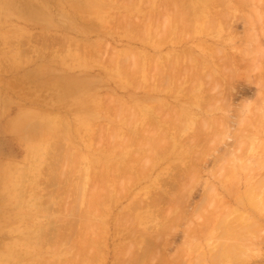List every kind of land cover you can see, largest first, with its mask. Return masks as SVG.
Segmentation results:
<instances>
[{"label": "rangeland", "instance_id": "374dc122", "mask_svg": "<svg viewBox=\"0 0 264 264\" xmlns=\"http://www.w3.org/2000/svg\"><path fill=\"white\" fill-rule=\"evenodd\" d=\"M45 1H47L49 4H47V2ZM155 1L156 0L154 1L153 0H49V1L48 0H0V170L1 171L3 170L2 172L0 171V264H64V263L65 264H70V263L129 264L131 262H133V264H142L144 261L145 263L147 262L146 264H151V263L161 264L162 262L164 264H171V263L190 264V262L193 264L195 262L194 264H196L198 262V259L195 258V256L198 257V255L205 250L207 251L204 252L207 253L206 256L207 258L204 256V259L206 258L208 262L206 263L205 261V263L215 264V261H213L214 262L213 263L210 259L208 260V258H212L211 257L212 252L213 254L214 251L216 252V250L218 252L219 248L222 249L223 252L226 251L225 253H227L228 251L229 252L227 254L224 253L225 254L224 256V254L221 255L222 250L219 249L221 253H219V255L217 253V255L224 256L225 259L224 257H222L223 259H221L218 256L217 258L215 254L214 255L215 257L213 258L214 259L217 258L215 259L216 264H220L219 263L220 260H222L221 261L222 264H264V112H257L255 108H253L250 114L248 115V117L246 118L243 126L237 132V136H238L237 139H239L242 145L240 150V158H241L240 163L230 161L229 163L223 165L221 168H215L214 166L217 157L214 155V153L216 149L210 146L212 140L214 139V136L217 135L222 129L219 125H221V123L223 124L227 123V121L229 120L226 113L230 109H234L233 116H235L237 115L235 110L236 107H238L245 101L256 99L255 103L257 105H264V57H254L252 55V52L255 50L256 47L261 46V43H258V46L256 43L253 47H250L251 44L250 37H252L251 35H253V33L255 34V36H257V34L259 35L257 36V38L259 37L261 40L259 41L257 39V41L262 42V47H264V43H263L264 28H261L262 30H260V27H264V23H263L264 21L262 20L264 18H260L263 22L259 20L257 15H255L256 11L253 8L254 5L255 7L256 5H258V7H260L263 12L264 0H262L263 1L262 4L260 3L261 0H251L250 2L249 0L248 2L242 0V2L245 1V3H243L244 5L240 0L239 1L237 0L238 2L236 0L234 1L230 0L231 2L228 0H224L225 2L226 1L230 2L231 6H233V9L230 8L229 10L230 12L227 10L229 9L227 8L228 3L223 4L224 8L227 10L226 11L223 8L221 1H219L220 3L218 2L220 4L219 8L220 9L222 8L223 12L225 10L224 13L226 12L228 14L231 13L233 17L235 15H238L237 17L235 16L234 18L239 19L240 21L238 20L237 25H235V27L233 26L234 29L233 27L227 28L225 26L224 27L226 29L225 28L223 29V25L222 27L220 26V28H218V26H214L218 29H222V33L218 31L220 32V34L218 33L219 36L216 35L215 41H217L219 38H221V40L224 39L222 40L223 43L220 44L223 45L224 50H228L229 52L228 53L227 51H225V53L228 54L227 58L226 55L225 56L221 55L223 51L222 52L219 51L220 55L219 54L218 55L223 56L221 60L223 58L225 60L227 59L226 63L228 64L226 65H229L231 68L232 67L235 68L234 70L231 71L230 67L228 68V66L225 67L223 65L225 63H222V66H220L221 64L220 62L219 64H216L215 67L213 66L214 64L212 62H209V64H207V67L203 68L202 73H205L206 70L207 71L209 70L210 67L209 65H212L213 71L212 72L211 70L209 71L211 75L215 71V68L217 71L219 67L224 68L222 71H221L222 68L219 69V71H221L220 72L221 75L217 74L218 72L215 71L217 76L221 77V79L219 77H218L219 79L217 77L216 79L213 78V76L211 77V75L207 71L206 72L209 74V76L207 73L205 74L208 77L204 78L203 75L205 76V74L201 76L202 78H204L203 79L204 83L207 78L209 79V81L214 79V81H216L217 84L221 83L218 86L216 85L217 91L216 90L215 92L213 91L212 92L213 95L212 93L210 94L212 88L210 90H207L209 88V87L207 88L209 84L206 83L207 86L205 87L204 86L205 84L203 85L202 84L203 82L198 80L199 78L197 80L195 79L196 81L187 80L188 83L192 81L193 83H195V85L197 81H200L202 85L201 87L200 83L197 82L200 86L197 87L196 89L194 88L193 89L194 91H192L191 93H188L187 89H185L190 86L187 82L185 83L187 86L189 85L188 87L186 85H182L185 86V88L181 86L185 90H183L179 86V82L173 84V86H175L174 90H176L175 91L176 94L175 93L167 94L165 91L160 92L158 94L145 92V88L147 87V85L152 86L157 82L156 79L157 75H155L156 73L154 72L155 70L152 66L153 64L155 66V61H154L155 51L152 50L151 47L150 48L145 47V45H147V43H151L149 40H151V38L155 35L154 31H156V29L159 27L158 25L160 26L163 25L158 28L160 31H162L163 29L166 30L168 26L167 24L169 23L166 20V16L163 15L164 13L162 14L163 16H160L159 13H157L156 11L157 5L155 4L157 1L156 2ZM162 2L164 1L162 0ZM236 2H237L236 4L237 6L235 5ZM71 3L74 5V7ZM241 4L243 5L244 8L241 6ZM48 6L49 8H47ZM237 8H239L241 12L239 11V13H237L238 12ZM23 9H25L24 12ZM234 9L237 10L235 11ZM19 12L21 14H19ZM235 12L237 14H235ZM239 17H242V19ZM157 18L158 21H156ZM84 19L86 20L84 21ZM87 19L89 20L91 19L90 22L93 21L92 23L94 25L90 23L89 20ZM94 20L97 21V23ZM99 23L101 25H99ZM157 23L159 24L157 25ZM206 24L207 23H205V26L204 25L201 26H204L206 29L207 28ZM87 25L89 27H87ZM90 25L92 26L90 27ZM95 25L97 26L96 29L94 28ZM164 25H166L165 26L166 28L164 27ZM99 28H101V30ZM90 29H92V32H89L91 31ZM187 29L188 28H186V30ZM190 29L191 28H189L188 30L190 31ZM211 29L212 27L208 29L209 32L207 29L203 31L210 33ZM85 30H87V32L89 33H86ZM146 30L147 33L148 31L149 32L151 31L152 33L147 34L145 32ZM186 30H184L183 32L185 33ZM213 30L215 33L212 32L210 34L214 35L217 33L216 32L217 29L216 30L213 29ZM79 31L81 32V34L79 33ZM189 31L188 33L186 32L185 34L183 32L182 33L184 35L187 34L188 36ZM261 31L263 34L261 33ZM228 34L232 37H230ZM221 35L222 36L225 35V37L224 36L222 37ZM66 36H69V38ZM235 37H237V39ZM204 38L205 37L203 36V39ZM243 38L244 40L242 41ZM232 40H234L235 42L232 43L231 42ZM195 42L189 43L186 46L184 45L177 46V48L175 47L174 49L177 50L179 49L178 51H181L182 49H186L187 47H189L190 44H193L194 46L196 45L199 48L198 41ZM209 42L212 41L209 40ZM228 42L229 44L232 43L233 45L230 44L231 46H229V44H227ZM220 44L219 45L215 44V46L216 45H218V47L222 46ZM166 51L169 52L168 49L163 50V52ZM233 52L236 53L238 56L236 55L234 58L233 55L235 54ZM113 53H115V56ZM195 53L199 54V52H195ZM133 54H136V56L137 55L138 56L136 57ZM111 55H113L114 57H112ZM127 55H129V57H127ZM231 55L232 58L229 57ZM119 56H121L122 58H120ZM116 57L117 58L119 57L118 59H122L123 62L120 63L122 66L118 63V61L121 60H117ZM131 57L134 58V61L133 58ZM101 58L103 62L101 61ZM113 58L116 59L117 61L115 60L116 62H114ZM136 58L138 60L142 58L141 59L142 62L145 63L148 60L153 61V64L151 65H150V61L146 63V64L149 63V65L152 67H148L149 65H145L144 63L141 64L140 63L141 60L138 61ZM144 58L146 60H143ZM241 58L243 59V62ZM109 59L110 60L113 59L111 61H113L114 63H118V65L115 64L116 66L113 65L114 68L111 67V69H109L110 66H112L109 64V62H107L110 61ZM224 59L222 60L223 62ZM239 59L241 60L239 65L242 66L238 65L237 67L236 65L238 64L237 62H239ZM103 63L107 64L106 67L104 66ZM135 63L137 65H134ZM138 63H140L142 67V68L139 67L140 69L138 68L139 71L137 67L140 66V64ZM126 64L129 66H127ZM131 64L132 66H130ZM133 65L137 67H134ZM217 66H219L218 69ZM115 67L117 68L124 67L125 68V69L123 68L124 73H126L125 70L128 69L127 72L130 74L131 78L130 76H128L129 74H126L125 77H123V75H121V73L118 72V69ZM103 70L106 71L104 72ZM145 70L147 71L146 74L144 73ZM151 70L154 71L150 72ZM114 71L117 72L115 73ZM133 73L134 75H132ZM214 74L215 73H213V75ZM216 74L214 76H216ZM145 75L148 76L146 77V79H145ZM151 75L152 76L154 75V77L156 76L155 77L156 81L155 79H153L154 77L152 78ZM132 76H135L136 79L134 77L132 78ZM227 76H229L230 78ZM80 78L82 81H84L83 84L80 82ZM128 78H130L131 81ZM141 78H142V84L140 83ZM85 79H87V81H85ZM134 79L136 80V82ZM143 79L145 82L143 81ZM223 79L227 80L225 81V84L223 82L224 81ZM217 80H219V82ZM95 81H97V83ZM118 81L120 83H118ZM206 81L208 82V80ZM137 82L140 85H138ZM146 82L147 85L145 84ZM213 82L210 85H213L215 88L216 86L214 84L216 83ZM72 83L77 85L74 86ZM79 84L81 87L78 86ZM177 84L179 86V89L177 87ZM192 84L191 87L193 88L194 84L193 85ZM198 84L196 86H198ZM141 85H143V87ZM126 86L127 88H125ZM136 86L138 87L135 88ZM139 86H141V88ZM203 87L207 89L204 88L205 91H201V89L203 90ZM229 87L231 92L229 90ZM181 89L184 93L187 94V97L186 95L185 97H183L184 94L182 91L180 92ZM201 93L204 94L202 95ZM108 95L111 96L112 100H113V96L117 97L120 100L119 103L121 104V106L119 107L120 104L118 102L114 104V100L113 101L110 100V98H108ZM93 96H98L102 100L103 98L104 100L106 99L105 102H109L108 104L110 105L103 102L104 100L100 102L101 99H98V97L97 98L95 97L96 99H94L93 101L92 100ZM189 96L191 97V99L193 97L194 98L197 97L196 100L200 99L199 101H201V98H203V96L204 99H202L201 102L193 101L194 98L192 99V101L191 100L189 101L188 100ZM213 96L214 98L212 100L211 98ZM224 96H227V98L229 99L226 100ZM158 97H160L161 99ZM117 98L115 101H117ZM153 98L158 99L159 102L156 99L155 100L157 102H155ZM88 99L89 101L87 102ZM162 99L163 100L166 99L164 101L166 103L165 106L161 105L162 106L161 109L160 103L163 102L161 101ZM215 99L217 100L216 102L214 101ZM219 101L222 102V105L220 104L221 102ZM224 101L225 102L228 101L227 104L223 105L225 103ZM229 102L230 104H228ZM99 103L100 104L103 103L102 104L103 107ZM167 103L169 107L170 104L171 107L173 108L175 107L174 109L171 108L172 109L171 114L169 113L170 112L169 110L171 109L169 110L166 109V106H168L166 105ZM91 104L93 105L95 111L93 108H91L92 107ZM104 104H107L111 108V110L110 108L109 109L105 108L107 112H109L110 110L109 113H107L106 110L104 109L105 107ZM200 104L201 106L198 107V105ZM155 105H157L156 108L160 106L159 107L160 110L165 109L168 112V114H170V120L168 118H165L166 115L165 113L167 112L161 111L162 113H164L162 114L159 108L158 110L155 109ZM116 106H118L119 109L118 108L116 109L115 108ZM187 107L190 108V109L188 108L189 115H190V111L193 109L198 113L201 110L199 114L201 115L203 114V116L199 115L201 117L198 120L196 117L198 114L197 113L194 114V112L191 111L192 115H190L191 117L189 118L188 114L185 112ZM201 107L202 109L204 108L207 109L208 113L205 111V109L202 111ZM207 107L209 109L210 108L214 109L213 113L212 112L209 113ZM99 108L102 110H100ZM183 108L185 109L182 110ZM179 109L182 112L181 115H179L180 113L178 114L180 120L181 118H183V114L185 115L187 114L186 117L184 116V119L188 118V120H190L192 118L193 119L192 121H194L195 119V121L198 122L197 123L198 126H197V124H194L195 121L192 124V121L190 120L191 123L189 124H192V127L188 125L187 127L188 129L186 130L185 126H183L184 123L183 124L180 123L183 120L181 121L176 120L177 122L180 121L179 123L182 125V128L183 127L185 128V129L183 128L184 130L178 129L179 130L178 131V130H174L173 127V131H175L176 134H178L177 137H179L180 135L181 140L176 138L175 137L176 135H174L175 132H173L170 128L167 127L169 123L172 122L173 119L171 120V118L172 117L174 118L173 115H177L172 113L177 112V110L179 111ZM145 110L147 112H145ZM150 111L152 113H149ZM156 111H158L157 114H155ZM178 115L177 118H179ZM131 116L132 118L136 120L139 119L141 121V122L138 121L139 122L137 123L138 127L135 126L136 128H141L142 126H144L146 124L145 121L148 120V118L150 120L151 117L153 116L154 120L151 119V121H147V123L155 121L153 122L155 124L156 122L159 121L158 123L160 124L156 126L160 129H158L156 126L155 127L159 130V132L161 133L163 132V134H166L165 135L166 138L174 135V139L172 137L169 138L173 139V141L172 140L171 141L175 145L174 146L171 145L172 143L170 144V141L167 140L168 138L167 139L165 138V141L167 140L166 142L167 143L169 142V144H166L164 141L163 143H161V145L164 146L168 145V147L159 146L156 150L154 151L151 150L152 156H153L152 153L156 152V155H154V157H152L150 153H148V155L147 154L145 155V153H147L149 149L148 144L146 146L148 148L147 151L145 150L146 149L145 144L143 145L145 149L144 148L139 149V147L138 148L136 147L138 145L135 146L136 143L133 144L135 140H132L133 142H131V138H129L130 136L127 137V135H124V132L126 133L128 132V130L132 131L131 129H133L132 122L134 121L132 122L130 121ZM161 116L164 117L163 121L165 119H168L169 123L167 122V120L161 122L162 119ZM206 116L210 117V119H207L210 122V124L212 123L213 120L214 122L215 120L216 121L218 120L217 123L213 122L212 125L207 129L208 133L204 131L206 129L199 128V127H203V125L201 126V124H203L201 119L204 117L203 121H205L206 120L205 118H207ZM125 120L127 124L131 122L132 128L129 127V125L127 126L126 123H124ZM176 121L174 120V122ZM184 121L186 122V120ZM153 123H151L152 125L151 124L149 125L148 123V125L151 126V129L154 131L155 127L152 128L154 126ZM164 123L167 124L165 125ZM214 124L216 125L218 124V125L216 126ZM223 124L221 125L222 127ZM163 125H165L168 129L162 128ZM193 125H196L197 127ZM145 126L143 128H145ZM169 126H171L172 128V125ZM176 127L181 128L179 127V124ZM193 127L194 128L196 127L195 128L196 130L198 128L202 131L197 130L200 133H196L197 131L194 130ZM161 128L164 129L165 132L164 130L161 131ZM130 131L128 132L129 134L128 133L126 134L130 135L131 133L134 134L136 132V130H134V133ZM203 131L206 133V135H204L205 133ZM209 131H211L214 136ZM181 133L184 134L182 135ZM243 133H245L246 135L247 133L251 134L248 136H250V138L252 137V139L248 138V136L246 137ZM146 134H145V138L147 136ZM199 135L200 137L202 136V140L206 141V139L204 138H207L206 141L207 143L205 141H203L204 144L200 142L202 140L200 137H198ZM138 136L139 135L137 134V137ZM143 136L144 134L141 135V137ZM184 136L189 138V139L187 138L186 142H185L186 137L184 139ZM210 136L211 139L209 138ZM243 136H245L246 138ZM124 137H126L127 139H125ZM141 137L137 138L138 143L140 141L144 143V140H140ZM191 138L192 139L195 138V140L198 138L197 139L198 142L197 141L195 142V140H193L194 141L193 142ZM176 139H178L179 141ZM245 139H247L246 142ZM177 141L179 143H177ZM180 141L184 143L183 146L185 145L186 148L185 150L181 149L182 147H179V145L182 144L180 143ZM191 141L192 143L195 144V145L193 144L194 146L192 145ZM199 142L201 143V145L199 144ZM250 142H254L251 144V146H253V152H254L251 162L248 161V156H247ZM177 145L179 147V150L181 149V151L178 150ZM198 145L200 147H198ZM191 146H193V148ZM135 147L136 149H138V151H135L136 150L134 149ZM159 148L160 149L163 148L162 152L166 150L164 148H168L169 154L163 152L164 155L159 156L160 155L159 152H161V150L159 151ZM141 150H144L146 152L144 151L142 152ZM176 150H178L179 152ZM191 150L194 152V154L195 153L198 154V155L196 154L198 161L196 157H194L195 155ZM188 151L189 152L191 151L190 156ZM196 151L198 152L200 151V152L198 153ZM220 151H223V149H220ZM136 152H140L141 154L140 153H137V155L134 154ZM148 152H150V150ZM149 155L152 157L151 162L153 161L158 165L153 167L150 166L151 162L148 159H151V157L149 158ZM139 156L142 157V160H140L141 164L139 163L140 161H138V158H140ZM155 158L158 160H156ZM192 159L194 160L195 163L193 165H192L193 162ZM188 161L190 162V164L188 163ZM242 161L245 163V165H243L244 163ZM246 161L248 165L246 164ZM111 163L113 164V168L114 165L117 163L115 165V168L113 169L116 170L117 172L109 171L112 168L110 166ZM132 163L135 164L133 166L134 168L131 169ZM119 164H122V167L120 165V169L123 168L121 169L122 171H125L124 169H126L123 167L124 165L125 167H127L126 171H129L130 169L131 172L129 173L135 172L133 174H136V176H141L144 174L142 172L143 171L142 168H144L145 166L149 168V169L146 168L147 169L146 175L149 178L147 179L146 177L141 176V178L143 179L142 181L140 179L138 186L133 189L134 190L133 192H135V194L133 192L130 193L129 195L130 199L128 198L127 195H120V187L116 188L114 187L116 185L108 184L110 182L108 183L105 182L106 183L105 184L102 181L107 176H109L110 175L109 173L111 172L112 173L116 172V175H118L117 173H120V171H118L120 170L118 168ZM186 165L188 166V168H191V171L187 168ZM7 166H9L10 168L13 166L12 167L13 170ZM107 166L108 167L110 166L111 168L110 167L108 168ZM136 167H138V169ZM8 169L10 170L8 171ZM192 169H194V171ZM137 170H139V172ZM4 171L5 172L7 171V173H5ZM147 171L149 172L148 174ZM177 171L179 172V174L176 173ZM195 171L197 172V174ZM98 172L101 177V178L99 177L100 179H98L99 176L97 175ZM189 172L192 174H190ZM198 172L200 174H198ZM103 173H105V175L106 174L109 175L105 176L104 178ZM126 173L128 174V172ZM126 173L122 172V174L120 173L119 176L121 175L122 177V175L123 174L126 175ZM151 173L153 174L149 176V174ZM187 173L190 174V176ZM133 174H131V176H134L135 178V175ZM112 175L113 174L110 175L112 178L110 177L111 179L109 178L108 180L111 181L114 178H117V176L114 177ZM176 175H179L180 177ZM131 176L130 174L128 176L126 175L128 181L130 180V178L128 177ZM175 176L177 178H175ZM196 177H199V179ZM144 178H146L145 181ZM171 178L172 179L175 178L174 181H172ZM123 179L119 178V180H122L121 182L124 183V180L126 179L124 180ZM87 180L88 183L86 182ZM116 180H118V178ZM128 181L126 183H128L129 185L130 182ZM155 181L157 182V184L154 183ZM160 181L162 182V184H165V186L159 183ZM184 182L187 184L184 185ZM192 182L194 183L192 184ZM257 182L259 185L256 184L255 186V183ZM85 183H87L88 185L86 184L87 186L85 185L84 188H81L79 186V184L84 185ZM189 183L190 185L192 184L193 186L191 185L192 187L187 188L186 186H190ZM94 184L97 185V187L94 186ZM167 184H171V186ZM210 184L211 186H209ZM108 185L110 187L109 188L110 190L108 189ZM183 185L187 189L185 188L184 190ZM175 186L176 187L181 186L182 189L177 187L176 190ZM99 187H101L100 189L103 190L99 195H97L100 192ZM172 187L175 188L174 192L172 191L173 190ZM252 187H254L255 189ZM94 188H96V190ZM143 188H145L146 190L149 188L148 189L149 191H146ZM207 188H209V190ZM178 189L181 190L180 191L181 193L178 192L179 191ZM250 189L251 190L254 189L253 190L254 192L253 191L248 192V190ZM106 190L107 193L110 192L109 193L110 195H108V197L110 196L111 199H108L106 197L107 196V194H105ZM115 190L118 193H115L116 192ZM161 190L167 192L165 193L162 192ZM183 190L185 191V193ZM188 190L190 193H188ZM210 190L213 191V193L218 192L213 194L215 195L214 198L212 197L213 195ZM93 191L95 192L96 195H94ZM103 191L105 192L104 193L105 195L102 194ZM182 191L184 194H182ZM159 193L168 198L165 199V197L158 195ZM250 193L251 194L253 193L252 196L253 195L257 196L258 194L256 200H258L257 202L259 203L253 200L255 199L254 196L253 199L251 196V200H253V204L256 203L257 205L254 204V206H251L252 201L249 200ZM92 194L95 196V198L97 196V199L99 198L100 195H103L100 196L99 199L107 198L108 199L107 202L110 203L107 204V202H103L105 201L104 199L101 202V204L102 203L104 204L101 206V204H99L100 203L99 201L101 200L98 199L97 202L95 201L97 199H94V202H97V204L96 203L93 204ZM116 194L122 197L123 199V201H121L122 203L120 202L121 199L120 200L117 199V197L118 198L120 197L119 196L116 197L115 196ZM148 195L149 196L153 195L154 197L153 196L149 197ZM172 195L175 197H173ZM89 196H91V198ZM124 197H126V199ZM240 197L241 198L243 197L244 199L242 200ZM173 198H175L176 203L178 202L179 203L182 202V203L178 204L179 205L178 206ZM159 199H161V202L163 200V202L162 205L161 203H159V205L161 206H159L158 208L157 205L158 202H160ZM136 200L140 202V206L143 203L145 204L146 202V206L142 205L145 208H142V206L140 207L139 203L136 202ZM147 202L148 203L150 202L152 205L154 206L156 205L157 207L154 206L153 208L152 206L149 207L151 204H147ZM156 202L157 204H155ZM170 202L171 204L175 203L174 204L175 206H172ZM88 203L89 204L92 203L95 207V210L97 209L96 208L97 205H100L102 207L101 208L99 206L101 210H99L100 208H98V210L103 212V213L102 212L99 213V214L102 213L103 217L101 215L96 216V213L98 215L99 212L98 210L97 211L94 210L96 213H92L93 211L91 212V214L93 215L95 214V216L92 217V219L94 218V223H96V224L93 223L94 226L93 224L91 226L90 223V221H92V219L90 220L91 218L90 213L87 212L85 213V211L88 209L87 207H89ZM133 203H137V205L140 207L139 210L142 209L148 210V212L147 211L145 212L149 213L148 214L149 216L146 213L144 215L143 210H142L143 214L141 213V211L140 212L138 211L137 213L136 210L138 208H136V205L135 204L133 205ZM93 205L92 207H90L92 208V210L94 208ZM165 205L168 209L170 208L171 205L172 206L171 209L173 210L170 209L171 211H169L165 207ZM180 205H182L181 206L182 208L185 207V211L184 209L182 210ZM230 205L233 207L232 209L236 208L235 213L234 210H231V212L233 211L231 213L230 210L227 209ZM105 206H106V210H105ZM224 206H226V208H224ZM130 207L131 210L136 208V210H134V213L136 212L137 214L135 215L141 213L142 217L136 218L135 216H133L134 214L132 211L131 216L133 217H131V219L127 218L128 219L127 221L123 220L122 225L124 226H122L120 225L121 221L119 220L120 222H118L117 220L122 219L123 217L121 216H124V219H126V217L130 215L129 214V212H131ZM162 207H165L167 210H163L165 208ZM173 207L176 208L175 209L176 211L174 210ZM154 208L158 211V213ZM237 208H239L243 212L239 211ZM159 209H161V212L159 211ZM194 209L196 215H194L193 213ZM224 209L225 211L227 209V211L225 212ZM87 211H90V209H88ZM165 211H168L170 215L167 214V216H165L166 215ZM182 211L185 212L186 215L183 216L182 214L181 217L183 219L180 217L182 220L179 219L180 220L179 221L178 220L179 216L177 217L175 215H177V213L180 214V212ZM170 212H172V214ZM84 213L89 214L90 217L88 218L89 215L85 217ZM192 213H193L192 216L193 218L190 215ZM238 213H241L239 214L241 216H239ZM242 213L245 214L243 215ZM253 215L255 217L254 220L252 219ZM143 216L146 218H143ZM168 216L171 217L169 218ZM244 216L245 217L247 216L246 217L247 219ZM172 217L173 219L177 217L176 218L177 221L176 220L174 221L172 219V221L169 222ZM85 218L86 220L88 219L90 221L88 220L86 221ZM138 218L140 219V222ZM106 219L107 220L110 219V220L107 221ZM153 219L155 220V222L153 221ZM251 220L252 223H250ZM124 221L127 222L128 225L126 223H125L126 225L123 224ZM150 221H153L152 224ZM253 221L254 222L256 221L254 223L255 225L253 224ZM108 222L111 223L109 224ZM243 222L245 223L239 224ZM117 223L120 226H118ZM157 223L159 224L158 227H157ZM246 223L249 225L253 224L254 226L256 225L257 226L254 229L253 226L248 225L249 228L251 227L250 231L249 230L246 231V229H248V227H246V229L243 230L246 233L243 234H247V235L245 236H243V234L239 235L241 239L243 237L246 238L245 240L244 238L243 240H241L239 236H237L238 235L237 230L239 229V225L240 228L247 226ZM175 224L177 225L179 224V225L177 226ZM231 224L234 225L235 227H238L236 230L237 232L234 233L232 232L233 228L232 226H230ZM130 225L131 226L135 225V226L133 228ZM186 225H187V229H185ZM152 226L154 227V229H152L153 228ZM164 227H166L165 228L166 230L168 228L170 230V233L173 231L171 234L169 233L168 235L169 237L166 236L169 230L166 232ZM115 228L118 232H116ZM155 228L157 232L155 231ZM159 228L161 229V231L163 228L164 232L166 233L165 234L163 232L164 235L163 237L159 235L160 233L157 235V233L160 232ZM192 229H194L195 231L197 230V232L195 233V231H192ZM131 230L132 231L139 230L140 233L138 231L137 233H135L132 232ZM140 230L143 232L141 233ZM187 230L192 231L193 233L191 232L190 234ZM252 230L256 232L254 233L252 232ZM128 231L135 236H132ZM186 231L188 232V234ZM233 231H235V229ZM189 234L190 235L194 234V235L189 236ZM136 235L138 236L137 238L139 239V241L138 239L135 240ZM147 235L148 238H146ZM155 235H157L156 236L157 238L154 237ZM150 236L152 237V239L150 238ZM143 237L144 239L140 241V239ZM155 238L156 240L159 238L158 239L159 242L156 241L157 244H155L154 241ZM196 238H198L199 241L198 242L195 241L197 245L194 246V244L196 243L193 240L194 239L196 240ZM84 239H87V241H89L90 239L89 242L94 240L95 242L93 241V243L91 242L92 243L91 244L89 242H85ZM97 239L98 242H96ZM207 239L209 240L212 239V240H210L209 243V240ZM190 240H192L194 244L190 243L189 242ZM231 240H232L231 244L235 240L237 241V242L235 241L236 244L229 246ZM145 241H147L146 242L147 244L145 243ZM238 241L240 242L239 244ZM121 242L125 245H123ZM151 242H152L151 244L152 246L150 245ZM160 242L162 244H160ZM187 242L192 245L189 246ZM213 242L214 244L216 242L214 247H216V245L217 246L220 245V247H218V249L212 247L214 251L211 250L212 252H210L209 249H211L210 247L213 245ZM244 242H249L247 243L249 247L245 245L246 243ZM134 243L137 245H135ZM144 243L147 246V248L144 245ZM158 243L162 245L163 248H161V246ZM241 243L243 246L241 245ZM128 244H132V245H128ZM234 245L242 246V248H244L243 250H245V247L247 246L246 251H243L240 246L235 247ZM233 246L234 249L236 248L238 249L234 250ZM89 247H92L90 250L91 252L89 251L90 249ZM74 249H76L77 252H75ZM85 249L88 250L89 252L86 251ZM229 249H231L233 252H231ZM144 250L148 254L145 253ZM80 251L81 253H79ZM150 252L152 253V255ZM156 252L159 253V254L157 253L158 257L155 256ZM77 253L81 256V259L79 255H75ZM137 253L140 256H138ZM133 254H136L138 257H136V255ZM71 255L75 257L73 261H71L72 259ZM201 256L202 255H200V258H203V256L202 257ZM76 257H79L78 259L80 260H78ZM87 257L88 258L90 257L91 259L90 261L88 260L87 262H85L88 259ZM153 257L156 259L154 260ZM200 258H199V264L201 263ZM204 259L201 260L203 262L201 264H205L203 261ZM74 260H78V262ZM65 261H68L69 263ZM217 261L219 262L217 263Z\"/></svg>", "mask_w": 264, "mask_h": 264}, {"label": "bare ground", "instance_id": "6f19581e", "mask_svg": "<svg viewBox=\"0 0 264 264\" xmlns=\"http://www.w3.org/2000/svg\"><path fill=\"white\" fill-rule=\"evenodd\" d=\"M48 1H49V0H48ZM153 1H154V0H153ZM156 1H157V2H156ZM156 1H155V2H156L155 4L157 5V6H156V7H157V9H156L157 13H159L160 16L165 15V16H166V20H167V22H169V23L167 24V25H168L167 28L165 27L166 25H164V27L166 28V30L163 29L162 31H160L158 28L161 27V26H163V25L160 26V25H158L159 23H157V25H158L159 27L157 28L158 30L156 29V31H154V32H155V35L152 37L153 40H152V38H151L152 41L149 40L151 43H147V45H145V47H149V48L151 47L152 50L155 51V59H154V61H155V66H154V64H153V61H151V60H148V61H150V65L153 64L152 66H153V68H154V70H155V71H154V70H151L150 72H153V71H154V72L156 73L155 75H157V77L155 76L156 79H157L156 84H153L152 86H148V85H147V82L145 83V84L147 85V87L145 86V87H146V88H145V92H147V93H157V94H158V93H160V92L165 91L167 94H168V93H175V94H176V92H175L176 90H174V89H175V86H173V84L179 82V86L181 87L182 85H186L185 82L188 83L189 80H192V81H193V80H195V79L197 80L198 78H199L198 80H200L201 82H203V83H202L203 85L205 84V85H204L205 87L207 86V84H209V86H207V88L209 87L208 89L205 88V87H203V90L201 89V91H205L204 88L207 89V90H210V89L212 88V89H211L212 91H210V94H211L213 91L215 92V90L217 91V86L220 85L221 83H218V84H217L216 81H214V79L210 80V81H211V82H210L208 78H207L206 80H208L209 83H208L206 80H205V83H204V81H203V79L206 78V77H208L209 74L211 75V73H209V71H210V70H211V72L213 71V69H212V65H209L210 67H209V70H208V71L206 70L209 74L205 71V73H207L208 76H206L205 73H202V72H203L202 70H203V68H206V67H207V64H209V62H212V63L214 64V65H213L214 67H215L216 64H219V62L221 63L220 66H222V63H225V64H223L225 67H226V66H228V68L230 67L229 65H226V64H228V63H226V62H227V61H226L227 59L225 60V59L223 58V59H224V62H223V61H222L223 59L221 60V58H222L223 56H219V55H220V52H219V51H221V52L223 51L221 55H224V56L226 55V58H227V56H228V54L225 53V51L228 52V50H224V49H223V45L220 44V43H223L222 40H224V39L221 40V38H219L217 41H215V38H216V35L219 36L220 32L222 33V29H218V28H220V26L222 27V25H223V29H224L225 27L229 28V27H233V26L235 27V25H237V21H238L239 19H235L234 17H235V16L237 17L238 15H235V16L233 17V16L231 15V13H230V14H228L227 12H226L227 14L224 13L226 9L224 8V5H223V4H225V3H228V4H227V5H228L227 8H229V9H227L228 11L230 10V8L233 9V6H231V4H230L231 1L228 0V1H230V2H227V1L225 2V1L223 0L224 3L222 2V0H163L164 2H162V0H160V1H159V0H156ZM219 1H221V4L223 5V8L225 9L224 12H223L222 8H221V9L219 8V6H220V4H219L220 2H219ZM233 1H234V0H233ZM236 1H237V0H236ZM238 1H239V0H238ZM238 1H237V2H238ZM240 1L242 2V0H240ZM245 1L248 2V0H245ZM245 1L242 2V4L245 3ZM250 1H251V0H249V2H250ZM40 2H42V1H40ZM45 2H47V1H45ZM54 2H55V1H54ZM77 2H78V1H77ZM218 2H219V3H218ZM237 2L235 3V5L237 4ZM241 2H240V3H241ZM262 2H263V1L261 0L260 3L262 4ZM43 3H44V2H43ZM47 4H49V3L47 2ZM54 4H56V3H54ZM71 4H72V3H71ZM79 4H80V3H79ZM79 4H78V5H79ZM229 4H230V5H229ZM238 4H239V3H238ZM242 4H241V6L243 7L244 4H243V5H242ZM72 5H73V4H72ZM232 5H233V4H232ZM263 5H264V4H263ZM236 6H237V5H236ZM260 6H261V5H260ZM44 7H45V6H44ZM73 7H74V5H73ZM161 7H162V9H161ZM238 7H239V6H238ZM262 7H263V6H262ZM47 8H49V6H48ZM234 8H235V7H234ZM239 8H240V7H239ZM239 8H237V9H238V12H237V13H239V11H240ZM243 8H244V7H243ZM253 8H254V10L256 11V13H257V12L261 13V16L258 18L259 20H261L260 18H264V17H262V16H264V14H263L264 11L262 12V9H261L260 7H258V5H256V7H255V5H254ZM255 8H256V9H255ZM21 9H22V7H21ZM237 9H234V10L236 11ZM227 10H226V11H227ZM241 10H242V9H241ZM263 10H264V7H263ZM17 11H18V10H17ZM24 11H25V9H23V12H24ZM21 12H22V10H21ZM73 12H74V11H73ZM229 12H230V11H229ZM233 12H234V11H233ZM240 12H241V11H240ZM163 13H164V14H163ZM237 13L235 12V14H237ZM19 14H21V13L19 12ZM162 14H163V15H162ZM232 14H233V13H232ZM75 15H76V14H75ZM78 15H79V14H78ZM255 15H256V14H255ZM165 16H164V17H165ZM231 16H232L234 19H233ZM239 16H240V15H239ZM78 17H79V16H78ZM81 17H82V16H81ZM81 17H80V18H81ZM76 18H77V17H76ZM84 18H85V17H84ZM239 18L242 19V17H239ZM81 19H82V18H81ZM231 19H232V20H231ZM82 20H83V19H82ZM85 20H86V19H84V21H85ZM87 20H89V19H87ZM96 20H97V19H96ZM262 20L264 21V19H262ZM262 20H261V21H262ZM75 21H76V20H75ZM90 21H91V19L89 20V22H90ZM94 21H95V20H94ZM97 21H98V20H97ZM97 21H95V22L97 23ZM156 21H158V18H157ZM239 21H240V20H239ZM263 21H262V22H263ZM82 22H83V21H82ZM92 22H93V21H92ZM92 22H90V23H92ZM85 23H87V22H85ZM205 23H207V24H206V27H207L206 29H207V30H208L209 28L212 27L210 33H212V32L215 33L213 29H215V30L217 29V30H216L217 33L213 35V34L208 33L209 30H208V32L203 31V30H206L205 27H204V26H205ZM263 23H264V22H263ZM92 24H93V23H92ZM161 24H162V23H161ZM76 25H77V24H76ZM79 25H80V24H79ZM79 25H78V26H79ZM93 25H94V24H93ZM99 25H101V24L99 23ZM99 25H98V26H99ZM201 25H204V26H201ZM210 25H213V26H210ZM81 26H82V24H81ZM81 26H80V27H81ZM91 26H92V25H90V27H91ZM102 26H103V24H102ZM214 26H218V28H216V27H214ZM224 26H225V27H224ZM87 27H89V26L87 25ZM93 27H94V26H93ZM201 27H204V28H201ZM208 27H209V28H208ZM213 27H214V28H213ZM234 27H233V29H234ZM81 28H82V27H81ZM85 28H86V27H85ZM85 28H84V29H85ZM94 28L96 29L97 26L95 25ZM186 28H188V29L191 28L190 31L187 29V30L189 31V35H188V36H187V34L184 35L186 32L188 33V31L186 30ZM261 28H264V27H260V30H262ZM72 29H73V28H72ZM82 29H83V28H82ZM86 29H87V28H86ZM99 29L101 30V28H99ZM99 29H98V30H99ZM161 29H162V28H161ZM200 29H202V30H200ZM225 29H226V28H225ZM69 30H71V29H69ZM73 30H74V29H73ZM77 30H78V29H77ZM87 30H88V29H87ZM87 30H85L86 33L92 32V29H90L91 31H89V32H87ZM184 30H186L185 33L183 32ZM212 30H213V31H212ZM263 30H264V29H263ZM67 31H68V30H67ZM93 31H94V30H93ZM152 31H153V30H152ZM218 31H220V32H218ZM65 32H66V31H65ZM95 32H98V31H95ZM99 32H100V31H99ZM102 32H103V30H102ZM102 32H101V33H102ZM145 32L147 33V30H146ZM182 32H183L184 34H183ZM79 33L81 34L80 31H79ZM83 33H84V32H83ZM149 33H152V32H151V31H150V32L148 31L147 34H149ZM218 33H219V34H218ZM230 33H231V32H230ZM261 33H262V31H261ZM263 33H264V32H263ZM263 33H262V34H263ZM98 34H99V33H98ZM253 34H254V33H253ZM262 34H261V35H262ZM82 35H83V34H82ZM85 35H86V34H85ZM199 35H200V36H199ZM228 35H229V34H228ZM234 35H235V34H234ZM263 35H264V34H263ZM87 36H88V35H87ZM203 36L205 37L204 39H203ZM221 36H222V35H221ZM223 36L225 37V35H223ZM223 36H222V37H223ZM229 36H230V35H229ZM251 36H252V35H251ZM257 36H259V35L257 34ZM257 36H256V37H257ZM66 37L69 38V36H66ZM226 37H228V36H226ZM230 37H232V36H230ZM217 38H218V37H217ZM235 38L237 39V37H235ZM250 38H251V37H250ZM263 38H264V37H263ZM66 39H67V38H66ZM226 39H227V38H226ZM257 39H258L259 41L261 40L259 37H258ZM68 40H69V39H68ZM209 40H211L212 42H209ZM220 40H221V41H220ZM243 40H244V38L242 39V41H243ZM249 40H250V39H249ZM149 41H148V42H149ZM195 41H198V43H199V44H198L199 48H198L196 45L194 46L193 44H190L189 47H187L186 49H182L181 51H178L179 49H178V50H177V49H174L175 47L177 48V46H182V45L186 46V45H188L189 43H194ZM250 41H251V40H250ZM259 41H257V46H258V43H261V46H258V47H262V42H259ZM145 42H146V41H145ZM231 42L233 43V42H235V41L232 40ZM195 43H196V42H195ZM232 43H230V44H232ZM263 43H264V42H263ZM86 44H87V43H86ZM215 44H218V45L220 44V45H222V46H219V47H218V45L215 46ZM227 44H229V42H228ZM230 44H229V46H231ZM235 44H236V43H235ZM224 45H225V42H224ZM232 45H233V44H232ZM259 45H260V44H259ZM100 46H101V45H100ZM172 46H173V47H172ZM86 47H87V46H86ZM171 47H172V48H171ZM217 47H218V48H217ZM224 47H225V46H224ZM225 48H226V47H225ZM230 48H231V47H230ZM164 49H168L169 52H167V51H166L167 53H166V52H163ZM176 50H177V51H176ZM1 51H2V50H1ZM172 51H173V52H172ZM195 52H199V54H198V53L196 54ZM163 53H166V54H163ZM223 53H224V54H223ZM228 53H229V52H228ZM233 53H234V52H233ZM113 54H114V56H115V53H113ZM218 54H219V55H218ZM230 54H231V53H230ZM234 54H235V55H233V54H232V55H233V57L235 58V56H236L237 54H236V53H234ZM133 55L136 56V54H133ZM133 55H132V56H133ZM232 55L229 56V57L232 58ZM111 56L114 57L113 55H111ZM111 56H110V57H111ZM137 56H138V55H137ZM137 56H136V57H137ZM237 56H238V55H237ZM119 57L122 58L121 56H119ZM119 57H118V58H119ZM127 57H129V55H127ZM141 57H142V56H141ZM143 57H144V54H143ZM147 57H148V56H147ZM102 58H104V57H102ZM102 58H101V61L103 62ZM116 58H117V57H116ZM118 58H117V60H121V61H118L119 64H120L121 62H123L122 59H118ZM131 58H133V57H131ZM149 58H150V57H149ZM239 58H240V57H239ZM113 59H114V58H113ZM113 59H111V60H113ZM136 59H137V58H136ZM136 59H135V60H136ZM141 59H142V58H141ZM141 59H140V60H141ZM237 59H238V58H237ZM241 59H242V58H241ZM109 60H110V59H109ZM111 60H110V61H111ZM115 60H116V59H114L113 61L116 62L117 60H116V61H115ZM137 60H138V59H137ZM140 60H138V61H140ZM143 60H146V59L144 58ZM220 60H221L222 62H221ZM233 60H234V59H233ZM110 61H107V62H109L110 65H112V66H110L109 69H111V67H113V65H115V64L118 65V63H114L113 61H111V63H110ZM133 61H134V58H133ZM133 61H132V64H133ZM148 61H146V63H147ZM102 62H100V63H102ZM105 62H106V61H105ZM107 62H106V63H107ZM136 62H137V61H136ZM151 62H152V63H151ZM235 62H237V61H235ZM240 62H241V60L239 59V62H237L238 64H237V65L235 64V65L238 67V65H239ZM242 62H243V59H242ZM106 63H105V64L103 63L105 67H106V65L108 64V63H107V64H106ZM113 63H114V64H113ZM140 63H141V64L144 63L145 65H149V63L146 64L145 62H142V60H141ZM140 63H138V64H140ZM109 64H108V65H109ZM123 64H124V63H123ZM132 64H131L130 66H132ZM141 64H140V66L137 67V66H134V65H137V64L135 63L133 66H134V67H137V69H138L139 67L142 68V67H141ZM241 64H244V63H241ZM120 65H121V64H120ZM120 65H119V66H120ZM126 65H127V64H126ZM126 65H125V66H126ZM150 65H149L148 67H152V66H150ZM230 65H231V64H230ZM115 66H116V65H115ZM121 66H122V65H121ZM127 66H129V65H127ZM231 66H232V65H231ZM239 66H242V65H239ZM143 67H144V65H143ZM218 67H219V66H217V69H218ZM113 68H114V67H113ZM115 68H117V67H115ZM123 68H124V67H123ZM123 68L121 67V68H117V69H118V72H120L121 75H123V77H125V75H126V74H129V73L127 72L128 69L125 70L126 73H124ZM127 68H128V67H127ZM131 68H132V67H131ZM140 68H139V69H140ZM153 68H152V69H153ZM220 68H222V67H219V69H220ZM232 68H233V69H232ZM232 68L230 67L231 71L234 70L235 67H232ZM124 69H125V68H124ZM133 69H134V68H133ZM139 69H138V71H139ZM150 69H151V68H150ZM219 69H218V71H217L216 68H215V71L218 72L217 74H220V72H221L224 68H222L221 71H219ZM237 69H238V68H237ZM112 70H113V69H112ZM115 70H116V69H115ZM141 70H143V69H141ZM146 70H147V69H146ZM146 70L144 71L145 74L147 73ZM103 71L105 72L106 70H103ZM122 71H123V72H122ZM130 71H131V70H130ZM215 71H214L213 73L216 74ZM114 72H115V71H114ZM116 72H117V71H116ZM116 72H115V73H116ZM142 72H143V71H142ZM142 72H141V73H142ZM123 73H124V74H123ZM134 73H135V72H134ZM134 73H133L132 75H134ZM136 73H137V72H136ZM144 73H143V74H144ZM213 73H212L211 77L213 76V78H215V79H216V77H217V78L219 77V76H217V74H216V76H214L215 74L213 75ZM203 74H205V76H204ZM227 74H228V73H227ZM141 75H142V74H141ZM202 75H203L204 78L201 77ZM220 75H221V74H220ZM224 75H225V74H224ZM233 75H234V74H233ZM233 75H232V76H233ZM118 76H119V75H118ZM128 76H130V74H129ZM151 76H152V75H151ZM85 77H86V76H85ZM133 77L135 78V76H132V78H133ZM146 77H148V76L145 75V79H146ZM153 77H154V75L152 76V78H153ZM155 77H154L153 79H155ZM222 77H223V76H222ZM227 77H229V76H227ZM230 77H231V75H230ZM230 77H229V78H230ZM130 78H131V76H130ZM130 78H128V79L131 81ZM219 78L221 79V77H219ZM219 78H218V79H219ZM78 79H79V78H78ZM82 79H83V78H82ZM87 79H88V78H87ZM87 79H85V81H87ZM101 79H102V78H101ZM135 79H136V78H135ZM135 79H134V80H135ZM150 79H151V78H150ZM156 79H155V81H156ZM175 79H176V81H175ZM201 79H202V80H201ZM210 79H211V78H210ZM226 79H227V78H226ZM94 80H95V79H94ZM102 80H103V79H102ZM117 80H118V79H117ZM138 80H139V78H138ZM140 80H141L140 83L142 84V78H141ZM147 80H148V79H147ZM187 80H188V81H187ZM196 80H195V81H196ZM223 80H224V79H223ZM223 80H222V81H223ZM76 81H77V80H76ZM143 81H144V79H143ZM153 81H154V80H153ZM192 81H190V82L188 83V84L190 85V86L188 85L189 87L186 85L188 88H185V86H182V87H184L185 89H187V92H188V93H191L192 91H194V90H193L194 88L196 89L197 87H199V86L201 85L200 81H197L198 83H200V85L196 82V85L198 84V86H196L195 83H193ZM195 81H194V82H195ZM213 81H214V82H213ZM217 81L219 82V80H217ZM225 81H227V80H224V81H223L224 84H225ZM80 82L83 84L84 81H82L81 78H80ZM95 82L97 83V81H95ZM132 82H133V81H132ZM135 82H136V80H135ZM135 82H134V83H135ZM144 82H145V81H144ZM212 82H213V83H216V84H214L215 86L217 85L215 88H214L213 85H210ZM238 82H239V81H238ZM73 83H74V82H73ZM73 83H72V84H73ZM77 83H78V82H77ZM92 83H93V82H92ZM118 83H120V82L118 81ZM154 83H155V82H154ZM181 83H182V84H181ZM190 83H191V84H192V83L194 84V85L192 84V85H193V88L191 87V84H190ZM206 83H207V84H206ZM82 84H81V85H82ZM122 84H124V83H122ZM132 84H133V83H132ZM137 84L140 85L138 82H137ZM73 85L75 86V85H77V84H73ZM84 85H85V84H84ZM143 85H144V84H143ZM143 85H141V86L143 87ZM222 85H223V84H222ZM222 85H221V87H222ZM236 85H238V84H236ZM71 86H72V85H71ZM78 86H80V84H79ZM141 86H139V87L141 88ZM179 86H178V84H177L178 89H179ZM211 86H212V87H211ZM244 86H245V85H244ZM80 87H81V86H80ZM82 87H83V86H82ZM123 87H124V85H123ZM130 87H131V86H130ZM137 87H138V86H136L135 88H137ZM182 87H181V88H182ZM190 87H191V88H190ZM201 87H202V85H201ZM201 87H200V88H201ZM238 87H239V86H238ZM242 87H243V86H242ZM77 88H78V87H77ZM125 88H127V86H126ZM213 88H214V89H213ZM233 88H234V87H233ZM182 89H183V88H182ZM182 89L180 90V92L182 91ZM185 89H183V90H185ZM231 89H232V88H231ZM198 90H199V89H198ZM218 90H219V89H218ZM221 90H222V89H221ZM229 90H230V87H229ZM233 90H234V89H233ZM233 90H232V92H233ZM226 91H228V90H226ZM182 92H183V91H182ZM185 92H186V91H185ZM199 92H200V91H199ZM199 92H198V93H199ZM206 92H207V91H206ZM230 92H231V90H230ZM230 92H229V93H230ZM207 93H208V92H207ZM223 93H224V92H223ZM225 93H226V92H225ZM183 94H184L183 97H185V95H186V97H187V94H186V93L183 92ZM201 94H202V93H201ZM203 94H204V93H203ZM203 94H202V95H203ZM210 94H209V95H210ZM109 95H110V94H109ZM109 95H108V98H110V100H112V99H111V96H109ZM151 95H152V94H151ZM172 95H173V94H172ZM194 95H196V94H194ZM209 95H208V97H209ZM212 95H213V93H212ZM212 95H211V96H212ZM149 96H150V95H149ZM191 96H192V95H191ZM200 96H201V95H200ZM214 96H216V95H214ZM214 96L211 98L212 100H213ZM95 97L97 98L98 96H93V98H92L93 101H94V99H96ZM146 97H147V96H146ZM198 97H199V96H198ZM201 97H202V96H201ZM228 97H229V96H228ZM88 98H89V97H88ZM102 98H103V97H102ZM114 98H115V99H114ZM116 98H117V97H114V96H113L114 104H116V102H118V103L120 102V100H119L118 98H117V101H115ZM156 98H157V97H156ZM156 98H153V99L155 100ZM158 98H160V97H158ZM193 98H194V97H193ZM193 98H192V99H193ZM196 98H197V97H196ZM196 98H194L195 100L193 99V101H196V102H197V101L200 100V99H199V100H196ZM215 98H216V97H215ZM224 98H225L226 100L229 99V98H227V96H224ZM224 98H223V100H224ZM98 99H101V98L98 97ZM98 99H97V100H98ZM160 99H161V98H160ZM192 99H191V97L189 96V99H188V100H189V101H190V100L192 101ZM202 99H204V96H203V98H201V101H202ZM205 99H206V98H205ZM218 99H219V98H218ZM92 100H91V101H92ZM103 100H104V98H103ZM103 100L101 99L100 102H102ZM105 100H106V99H105ZM105 100H104L103 102H105ZM108 100H109V99H108ZM113 100H112V101H113ZM118 100H119V101H118ZM156 100H158V99H156ZM156 100H155V102H157ZM165 100H166V99H165ZM165 100H163V99L161 100V101H163V102L160 103V106H161V105H162V106H163V105L165 106V103H166V102H164ZM212 100H211V101H212ZM220 100H221V99H220ZM88 101H89V99L87 100V102H88ZM91 101H90V102H91ZM93 101H92V102H93ZM161 101H160V102H161ZM201 101H199V102H201ZM204 101H206V100H204ZM214 101L216 102L217 100L215 99ZM98 102H99V101H98ZM123 102H124V101H123ZM158 102H159V100H158ZM199 102H198V103H199ZM219 102H221V101H219ZM224 102H225V101H224ZM224 102H223V103H224ZM227 102H228V101H226L223 105L227 104ZM105 103L108 104L109 102H105ZM110 103H111V102H110ZM118 103H117V104H118ZM168 103H169V102H168ZM168 103H167L166 105H168ZM188 103H189V102H188ZM213 103H214V102H213ZM231 103H232V102H231ZM99 104H100V103H99ZM102 104H103V103H102ZM102 104H100V105H102ZM107 104H104V106H105L104 109H105V108H106V109H109V108H110V107L108 106V105H110V104H108V105H107ZM119 104H120V103H119ZM119 104H118V105H119ZM196 104H197V103H196ZM201 104H202V103H201ZM201 104L198 105V107H200ZM203 104H204V103H203ZM220 104L222 105V102H221ZM228 104H230V102H229ZM91 105H92V104H91ZM215 105H216V103H215ZM221 105H219V106H221ZM107 106H108V107H107ZM112 106H113V105H112ZM112 106H111V107H112ZM114 106H115V105H114ZM120 106H121V104L119 105V107H120ZM156 106H157V105H155V109L158 110V108H159L160 106L158 105V106H159L158 108H156ZM162 106H161V109H162ZM202 106H203V105H202ZM219 106H218V107H219ZM102 107H103V105H102ZM119 107L116 106L115 108H116V109H117V108L119 109ZM153 107H154V106H153ZM167 107H168V108H167ZM203 107H204V106H203ZM218 107H217V109H218ZM223 107H224V106H223ZM226 107H228V106H226ZM89 108H90V107H89ZM91 108H93V105H92ZM115 108H113V109H115ZM171 108L174 109L175 107H174V108L171 107V104H170V107H169V105L166 106V109H168V110L171 109ZM188 108H189V107H187V108H186V111H185L187 114H188V111H189V109H190V108H189V109H188ZM207 108H208V107H207ZM219 108H220V107H219ZM93 109H94V108H93ZM99 109H100V108H99ZM106 109H105V110H106ZM151 109H152V108H151ZM155 109H153V110H155ZM163 109H164V107H163ZM172 109L169 110V111H170V112H169L170 114H171ZM184 109H185V108H183L182 110H184ZM201 109H202V107H201ZM204 109H205V108H204ZM204 109H202V111H203ZM100 110H102V109H100ZM110 110H111V108H110ZM110 110H109V112H110ZM153 110H152V112H153ZM159 110H160V108H159ZM164 110H165V109H164ZM164 110H160V112H161V111H163V112H167L166 110H165V111H164ZM208 110H209V108H208ZM94 111H95V109H94ZM179 111H180V109H179ZM179 111L177 110V112H173L172 114H177V115H178V114L180 113L179 115H181L182 112H181V111L179 112ZM191 111H193L194 114H195V113L198 114L197 116L195 115V116L197 117L198 120H199V118H200L201 116H203V114H202V115L199 114V113L201 112V110L199 111V113H198L197 111H194L193 109H192ZM191 111H190V115H192V112H191ZM205 111L207 112V109H205ZM106 112H107V110H106ZM109 112H107V113H109ZM145 112H147V111L145 110ZM152 112L150 111L149 113H152ZM154 112H155V111H154ZM157 113H158V111H156L155 114H157ZM161 113H162V112H161ZM202 113H203V112H202ZM207 113H208V112H207ZM209 113H210V112H209ZM212 113H213V112H212ZM143 114H144V113H143ZM162 114H164V113H162ZM165 114H166V115H165V118H168V119L170 120V114H168V112L165 113ZM187 114H186V115L183 114V118H181V120H183V121L180 120L179 115H178L179 118H177V115H173L174 118H173V117L171 118V120L173 119L172 122L170 121L171 123H169V120H168V119H165V120H167V122L169 123V125H172V128H171V126H169V125H168L167 127L170 128L172 131H173V127H174V130H178V129H180V130H184L185 128L183 127V128H184V129H183L181 124L184 123L183 126H185V123H186V122H185L184 120L187 121L188 118H187V119H186V118L184 119V116L186 117ZM194 114H193V115H194ZM34 115H35V113H34ZM145 115H146V113H145ZM159 115H160V114H159ZM168 115H169V116H168ZM190 115L188 114L189 118L191 117ZM199 115H201V116H199ZM141 116H142V115H141ZM162 116H163V115H162ZM162 116H161V117H162ZM166 116H167V117H166ZM171 116H172V115H171ZM195 116H194V117H195ZM204 116H205V115H204ZM33 117H34V116H33ZM144 117H145V116H144ZM147 117H148V116H147ZM149 117H151V116H149ZM154 117H155V116H154ZM158 117H159V116H158ZM196 117H195V118H196ZM206 117H207V118H205L206 120H207V119H210L209 116H206ZM208 117H209V118H208ZM131 118H132V116H131ZM131 118H130V121H131V122H132V121L135 122V123L132 122V123H133V124H132V125H133L132 127H133V129H134L135 126L138 127V126H137V123H139V122H141V121H140L139 119L136 120V119H134V118H132V119H131ZM163 118H164V117H162L161 122H164V121H165V120L163 121ZM175 118H176V119H175ZM203 118H204V117H203ZM203 118L201 119L202 122H204V121H203ZM214 118H215V117H214ZM228 118H229V117H228ZM141 119H142V118H141ZM151 119L154 120V119H153V116L151 117ZM151 119L149 120V118H148V120L145 121V123L147 124V125L145 124L146 126L144 125L145 128H143L144 126H142L141 128H136V127H135V129H134V130H136L135 133H134V130H133V129H131L132 131L128 130V132L130 131V132H133L134 134L131 133L130 135H128V134H129L128 132H126V133H128V134H126V133L124 132V135H127V137L130 136L129 138H131V142H133L132 140H135V141H136V142L134 141L133 144L136 143L135 146L138 145V146H136L137 148L139 147V149H143V148H144L143 145L145 144V148H146V149H145V148H144V149L147 151L148 148H147L146 146H147V144L149 145V149H148V151L150 150V152L147 151V153H145V155H146V154L148 155V153H150V155H151V152H152L151 150L154 151V150H156L159 146H160V147H161V146H162V147H165V146H166V145H165V146H164V145H161V143H163V142L165 141V138H166L165 135H166V134H163V132H162V133L159 132L158 129H160V128H158V127L156 126V125H159V124H160V123H158V122H159L158 120H160V119H158V120H157L158 122H156L155 124L153 123V122H155V121L148 122L149 125H150L151 123H153L154 126H153L152 128H154L155 126L158 128V129H157V128L155 127V130H154V131L151 129V126H149L148 123H147V121H151ZM155 119H157V118H155ZM197 119H196V120H197ZM205 119H204V120H205ZM215 119H216V118H215ZM174 120H175V121H176V120H177V121L180 120L181 122H180V121H179V122H180L181 124H180L179 122H177V121L174 122ZM190 120L192 121L193 119L191 118ZM190 120H188V121H190ZM198 120H197V121H198ZM212 120H213V119H212ZM138 121H139V122H138ZM143 121H144V118H143ZM194 121H195V119H194ZM194 121H192V124L194 123ZM217 121H218V120H217ZM217 121L215 120V122H214V120H213L212 123H213V122H214V123H217ZM228 121H229V120H228ZM228 121H227V122H228ZM127 122H129V121H127ZM131 122H129V124H127V123H126V120L124 121V123H126L127 126L129 125V127H131ZM200 122H201V121H200ZM202 122H201V123H202ZM224 122H225V121H224ZM174 123H175V124L178 123V124H179V127H181V128L176 127L178 124L175 125ZM190 123H191V122H190ZM197 123H198V122L195 121L194 124H197ZM212 123L210 124V126L212 125ZM135 124H136V125H135ZM164 124H165V123H164ZM166 124H167V123H166ZM166 124H165V125H166ZM173 124H174V125H173ZM192 124H188V125H190V126L192 127ZM222 124H223V123H221V125H222ZM224 124H225V123H224ZM224 124H223V126H224ZM151 125H152V124H151ZM165 125H163L162 128H165V129H166L167 127H166ZM202 125H203V124H201V126H202ZM214 125H216V124H214ZM214 125H213V126H214ZM217 125H218V124H217ZM217 125H216V126H217ZM221 125H219V126H220L221 128H223ZM164 126H165V127H164ZM193 126H196V125H193ZM197 126H198V124H197ZM197 126H196V127H197ZM132 127H131V128H132ZM147 127H148V128H147ZM196 127H195V128H196ZM220 127H219V129H220ZM247 127H248V126H247ZM162 128H161V131L164 130V129H162ZM168 128H167V129H168ZM195 128L193 127L194 130H196ZM199 128H203V129H205L204 127H199ZM128 129H129V128H128ZM187 129H188V128H186V130H187ZM211 129H212V128H211ZM186 130H185V133H186ZM189 130H190V128H189ZM194 130H193V131H194ZM197 130L202 131V130H200V129H198V128H197ZM197 130H196V131H197ZM166 131H167V130H166ZM178 131H179V130H178ZM191 131H192V129H191ZM191 131H190V132H191ZM196 131H195V132H196ZM199 131H197L196 133H200ZM204 131H205L206 133H208V132H207L208 130H204ZM204 131H203V132H204ZM211 131H213V130H211ZM211 131H209V132H211ZM164 132H165V130H164ZM173 132H175V131H173ZM181 132H183V131H181ZM205 132H204V133H205ZM248 132H249V131H248ZM141 133H142V134H141ZM146 133H147V134H146ZM188 133H189V132H188ZM192 133H193V132H192ZM206 133H205L204 135H206ZM216 133H217V132H216ZM137 134L139 135L138 137H137ZM143 134H144V136H143L144 138H145V134H146L147 136H149V137L146 136V138L144 139L143 137H141V135H143ZM173 134H174V133H173ZM173 134H170V135H173ZM181 134L183 135L184 133H181ZM189 134H190V133H189ZM193 134H194V133H193ZM211 134H212V132H211ZM214 134H215V133H214ZM243 134H244L246 137H247L248 135H251V134H248V133H247V135H246L245 133H243ZM133 135H134V136H133ZM174 135H176V136H175L176 138L180 139V135H179V137H177L178 134H176V132H175ZM174 135L171 136L173 139H174ZM185 135H186V134H185ZM191 135H192V134H191ZM212 135H213V134H212ZM236 135H237V134H236ZM241 135H242V134H241ZM101 136H102V135H101ZM167 136H169V135H167ZM213 136H214V135H213ZM215 136H216V135H215ZM215 136H214V137H215ZM239 136H240V134H239ZM245 136H243V137H245ZM139 137H141L140 140H144V143H142V141H140V140H138V141H140L139 143L137 142V138H139ZM169 137H170V136H169ZM169 137H167L168 139H167V138H166V139H167L168 141H170V144L172 143L171 145L174 146L175 144H173V142H172L173 139H170L171 137H170V138H169ZM185 137H186V136H184V139H185ZM190 137H192V136H190ZM198 137H200V135H199ZM203 137H204V136H203ZM206 137H207V136H206ZM237 137H238V136H237ZM246 137H245V138H246ZM23 138H24V136H23ZM124 138L127 139L126 137H124ZM129 138H128V139H129ZM142 138H143V139H142ZM187 138H188V137H186L185 142L187 141ZM195 138H196V136H195ZM195 138H193V139L191 138L192 141L195 140ZM200 138H201V140H202V136H201ZM200 138H199V139H200ZM209 138L211 139V136H210ZM212 138H213V137H212ZM248 138H250V136H248ZM147 139H148V140H147ZM178 139H176V140H178ZM188 139H189V138H188ZM197 139H198V138H197ZM197 139L195 140V142L197 141ZM204 139H206V141H207V138H204ZM242 139H243V138H242ZM250 139H252V137H251ZM145 140H146V142H145ZM167 140H166V141H167ZM171 140H172V141H171ZM180 140H181V139H180ZM238 140H239V139H238ZM240 140H241V137H240ZM166 141H165V143H166V144H169V142L167 143ZM178 141H179V140H178ZM178 141H177V143H179ZM192 141H191V143H192ZM203 141H205V140H202V141H200V142H202V143L204 144ZM206 141H205V142H206ZM242 141H243V140H242ZM246 141H247V139H245V142H246ZM188 142H189V141H188ZM188 142H187V143H188ZM193 142H194V141H193ZM197 142H198V141H197ZM200 142H199V144L201 145ZM243 142H244V141H243ZM140 143H142V144H140ZM165 143H164V144H165ZM180 143H182V144H180L181 146L179 145V147H182L181 149H184V150H185V149H186V148H185V145L183 146L184 143L181 142V141H180ZM191 143H190V144H191ZM206 143H207V142H206ZM139 144H140L141 146H140ZM193 144H194V143H192V145H193ZM197 144H198V143H197ZM188 145H189V144H188ZM188 145H187V146H188ZM194 145H195V144H194ZM194 145H193V146H194ZM169 146H170V145H169ZM173 146H172V147H173ZM187 146H186V147H187ZM189 146H190V145H189ZM193 146H191V147L193 148ZM249 146H250V145H249ZM136 147H135L134 149H136ZM141 147H142V148H141ZM166 147H168V145H167ZM172 147H171V148H172ZM179 147H178V145H177L178 150H179ZM183 147H184V148H183ZM191 147H190V148H191ZM198 147H200V146L198 145ZM187 148H188V147H187ZM252 148H253V146H252ZM164 149H166L167 151L165 150V151H163V152H165L166 154H167V153L169 154V149H168V148H164ZM181 149H180L179 151H181ZM160 150H161V152H159L160 155H159V153H158V155H159V156H163V155H164L163 152H162L163 148H162V149L159 148V151H160ZM178 150H176V151H178ZM193 150H194V149H193ZM135 151H138V149H136ZM141 151L143 152L144 150H141ZM141 151H140V152H141ZM146 151H144V152H146ZM179 151H178V152H179ZM182 151H183V150H182ZM191 151H192V150H191ZM191 151H190V152H191ZM140 152H136V153H134V154L137 155V153H140ZM190 152L188 151L189 156H190V154H191ZM192 152H193V151H192ZM196 152H198V151H196ZM199 152H200V151H199ZM199 152H198V153H199ZM201 152H202V150H201ZM161 153H162V154H161ZM184 153H185V152H184ZM253 153H254V152H253ZM140 154H141V153H140ZM142 154H144V153H142ZM152 154H153V156H152V155H151V156L154 157V155H156V152H154V153H152ZM193 154H194V152H193ZM196 154H197V153L194 154V155H195L194 157H196V156L198 155V154H197V155H196ZM150 155H149V158L151 157ZM187 155H188V154H187ZM189 156H188V157H189ZM191 156H193V155H191ZM242 156H243V155H242ZM122 157H123V155H122ZM124 157H125V156H124ZM137 157H138V156H137ZM139 157H140V156H139ZM152 157H151V159H148V160H150V162H151V160H152ZM155 157H157V156H155ZM186 157H187V156H186ZM140 158H141V159H140ZM140 158H138V161L142 160V157H140ZM147 158H148V157H147ZM198 158H199V157H198ZM153 159H154V158H153ZM155 159H156V158H155ZM196 159H197V157H196ZM240 159H241V158H240ZM156 160H158V159H156ZM192 160H193V159H192ZM192 160H190V161H192ZM197 161H198V159H197ZM148 162H149V161H148ZM184 162H185V161H184ZM242 162H243V161H242ZM117 163H118V162H117ZM117 163H116V164H117ZM139 163L141 164V161H140ZM188 163L190 164L189 161H188ZM243 163H244V162H243ZM116 164H115V165H116ZM134 164H135V163H132V167L129 165V166L131 167V169L134 168V167H133ZM189 164H188V165H189ZM193 164H195V163H194V160H193V162H192V165H193ZM246 164L248 165L247 161H246ZM115 165H114V168H115ZM120 165H121V167H122V164H119V167H118L119 169H120ZM156 165H158V164L152 161L150 166L153 167V166H156ZM196 165H197V164H196ZM243 165H245V163H244ZM5 166H6V164H5ZM10 166H11V165H10ZM110 166H111L112 168H111ZM110 166H109V167L111 168V170H109V171H116V170H113L114 168H113V164H112V163H111ZM186 166H187V165H186ZM194 166H195V165H194ZM7 167H9V166H7ZM12 167H13V166H12ZM12 167H11V168L9 167V168L12 169ZM107 167H108V166H107ZM109 167H108V168H109ZM123 167L127 169V167H125L124 165H123ZM143 167H144V165H143ZM189 167H191V166H189ZM195 167H196V166H195ZM5 168H6V167H5ZM5 168H4V169H5ZM105 168H106V167H105ZM136 168L138 169V167H136ZM136 168H135V170H136ZM146 168L149 169L147 166H145L144 168H142V169H143L142 172L144 173V174L142 173L143 175H146V170H147ZM187 168H188V166H187ZM193 168H194V167H193ZM2 169H3V167H2ZM10 169H8V171H9ZM121 169H123V168H121ZM121 169L118 170V171H120L121 174H122V172H124V173L128 172V174L126 173L127 176H128L129 174H130V176H131V174L135 173V172L129 173V172H131L130 169H129V171H126V169H124L125 171H122ZM142 169H139V170H142ZM188 169L191 171V168H188ZM6 170H7V169H6ZM12 170H13V169H12ZM102 170H103V169H102ZM104 170H105V169H104ZM139 170H137V171L139 172ZM144 170H145V172H144ZM192 170L194 171V169H192ZM0 171H1V170H0ZM2 171H3V170H2ZM2 171H1V172H2ZM106 171H107V170H106ZM133 171H134V170H133ZM148 171H149V170H148ZM148 171H147V174L149 173ZM185 171H186V168H185ZM187 171H188V170H187ZM197 171H198V169H197ZM4 172H5V171H4ZM104 172H105V171H104ZM116 172H117V171H116ZM116 172H115V173H112V172L109 173V172H108V173H109L110 175L113 174L112 176H114V177L117 176L118 180H119V178H121V179H123V178L126 179V180L123 179V180H124V183L121 182L122 180H119V181H120V182H119L118 180H116L117 178H114V177H113V178L115 179V180L113 179V180H114V183H113V180H111V181H112V182H111L110 180H108L111 176H110L109 174H106V175H105V173H103V174H104V175H103L104 178H105V176H107V175H109V176H107L108 178L106 177L107 180H106V178L104 179V180H106V181H104V180H102V181H103L104 183H105V182H107V183L110 182V183H108V184H110V185H111V184H112V185H116V186H114V187H116V188H117V187H120V195H127L128 198H129L130 193L134 191L133 189H134L135 187L138 186L139 180L141 179V181H142L143 178H141V176H142V177H146L147 179L149 178L147 175H146V176H143V175H141V176H136V174H133V175H135V178H134V176L128 177V178H130V180H131V181H130V180L128 181V179L126 178V175H125V174H123L125 177H124L123 175H122V177H121V175L119 176L120 173H117L118 175H116ZM140 172H141V171H140ZM195 172H196V171H195ZM5 173H7V171H6ZM106 173H107V172H106ZM176 173L179 174L178 171H177ZM176 173H175V174H176ZM189 173H190V172H189ZM193 173H194V172H193ZM8 174H9V173H8ZM114 174H115V175H114ZM152 174H153V173L149 174V176L152 175ZM187 174H188V173H187ZM190 174H192V173H190ZM190 174H188V175L190 176ZM196 174H197V172H196ZM198 174H200V173L198 172ZM97 175H99V172H98ZM137 175H140V174H137ZM183 175H184V174H183ZM183 175H181V176H183ZM91 176H92V175H91ZM101 176H102V174H101ZM159 176H160V174H159ZM159 176H158V177H159ZM176 176H179V175H176ZM176 176H175V178H177ZM186 176H187V175H186ZM99 177H100V175L98 176V179L101 178V177H100V178H99ZM103 177H102V178H103ZM167 177H168V176H167ZM171 177H172V176H171ZM173 177H174V175H173ZM179 177H180V176H179ZM184 177H185V176H184ZM91 178H92V177H91ZM111 178H112V177H111ZM111 178H110V179H111ZM131 178H132V179H131ZM146 178H144V181L146 180ZM152 178H153V177H152ZM175 178H174V179H175ZM196 178L199 179V177H196ZM133 179H134V180H133ZM156 179H157V178H156ZM159 179H160V178H159ZM159 179H158V180H159ZM163 179H164V177H163ZM167 179H168V178H167ZM169 179H170V177H169ZM174 179L171 178L172 181H174ZM90 180H91V179H90ZM90 180H89V181H90ZM161 180H162V179H161ZM165 180H166V179H165ZM127 181L130 182L129 185H128V183H126ZM141 181H140V182H141ZM166 181H167V180H166ZM191 181H192V179H191ZM191 181H190V183H191ZM86 182L88 183V180H87ZM90 182H91V181H90ZM103 182H102V183H103ZM152 182H153V181H152ZM186 182H187V181H186ZM87 183H85L84 185H82L83 183H82V184H79V186H80L81 188H84L85 185H86ZM141 183H142V182H141ZM154 183L157 184L156 181H155ZM159 183L162 184L161 181H160ZM167 183H169V182H167ZM178 183H179V182H178ZM190 183H189V185H190ZM193 183H194V182H192V184H193ZM75 184H76V183H75ZM95 184H96V183H95ZM95 184H94V186L97 187V185H95ZM105 184H106V183H105ZM147 184H148V183H147ZM182 184H183V182H182ZM182 184H180V185H182ZM186 184H187V183L184 182V185H186ZM192 184H191V185H192ZM256 184L259 185L258 182L255 183V186H256ZM87 185H88V184H87ZM87 185H86V186H87ZM117 185H118V186H117ZM119 185H120V186H119ZM162 185L165 186V184H162ZM167 185H170V186H171V184H167ZM167 185H166V186H167ZM174 185H175V184H174ZM184 185H183L184 190H185L186 187L188 188V187H192V186H193V185H192V186L190 185V186H186V187H185ZM105 186H106V185H105ZM153 186H154V185H153ZM209 186H211V184H210ZM213 186H214V185H213ZM213 186H212V188H213ZM80 187H79V188H80ZM147 187H148V186H147ZM150 187H151V186H150ZM154 187H155V186H154ZM175 187H176V186H175ZM177 187H178V186H177ZM177 187H176V190H177ZM100 188H101V187H99V189H100ZM109 188H110V187H109V185H108V189H109ZM139 188H140V187H139ZM151 188H152V187H151ZM151 188H150V189H151ZM155 188H156V187H155ZM164 188H165V187H164ZM178 188L182 189L181 186L178 187ZM187 188H186V189H187ZM252 188H254V187H252ZM94 189L96 190V188H94ZM97 189H98V188H97ZM143 189L146 190L145 188H143ZM148 189H149V188H148ZM148 189H147L146 191H149ZM165 189H166V188H165ZM172 189H173L172 191L174 192V189H175V188L172 187ZM180 189H178V190H179L178 192L181 191ZM207 189L209 190V188H207ZM254 189H255V188H254ZM254 189H253V190H254ZM102 190H103V189H102ZM102 190L100 189V192L98 191L99 193H98L97 195H99V194L101 193ZM109 190H110V189H109ZM155 190H156V189H155ZM184 190H183V191H184ZM215 190H216V189H215ZM215 190H214V192H215ZM253 190L250 189V190H248V192H252ZM115 191H116V190H115ZM122 191H123V192H122ZM136 191H137V190H136ZM158 191H159V190H158ZM161 191H162V190H161ZM183 191H182V194L185 193V191H184V193H183ZM210 191H211V190H210ZM93 192H94V191H93ZM96 192H97V191H96ZM162 192H165V191H162ZM162 192H161V193H162ZM166 192H167V191H166ZM166 192H165V193H166ZM170 192H171V191H170ZM173 192H172V193H173ZM176 192H177V191H176ZM186 192H187V190H186ZM211 192H212V195L215 194V193H218V192L213 193V191H211ZM211 192H209V193H211ZM253 192H254V191H253ZM91 193H92V192H91ZM104 193H105V192L103 191L102 194H104ZM109 193H110V192H109ZM109 193H107V190H106V193H105V194H107L106 197H107L108 199H111L110 196L108 197V195H110ZM115 193H118V192L116 191ZM115 193H114V194H115ZM133 193L135 194V192H133ZM157 193H158V192H157ZM172 193H171V194H172ZM180 193H181V192H180ZM188 193H190L189 190H188ZM84 194H85V192H84ZM86 194H87V193H86ZM105 194H104V195H105ZM169 194H170V193H169ZM169 194H168V195H169ZM178 194H179V193H178ZM178 194H177V195H178ZM252 194H253V193H252ZM252 194L250 193L249 200H251V196H252ZM92 195H93V194H92ZM94 195H96L95 192H94ZM94 195L92 196V197H93V199H92V203H93V204H94V203L97 204L98 199L100 198V196H103V195H100L98 199H97V196H96V198H95ZM120 195H117V194H116L115 196H116V197L119 196L120 198L117 197V199H118V200L121 199V200H120V202H121V201H123V199H122V197H121ZM155 195H156V194H155ZM158 195H161V194L159 193ZM174 195H175V194H174ZM177 195H176V196H177ZM180 195H181V194H180ZM186 195H187V194H186ZM148 196H149V195H148ZM152 196H153V195H152ZM152 196H149V197H152ZM161 196H163V195H161ZM161 196H160V197H161ZM170 196H171V195H170ZM170 196H169V198H170ZM172 196H173V195H172ZM178 196H179V195H178ZM184 196H185V195H184ZM188 196H189V194H188ZM188 196H187V198H188ZM214 196H215V195H213L212 197L214 198ZM253 196H254V195H253ZM253 196H252V199H253ZM89 197L91 198V196H89ZM89 197H88V198H89ZM113 197H114V195H113ZM116 197H115V198H116ZM132 197H133V194H132ZM153 197H154V196H153ZM155 197H156V196H155ZM163 197H165V196H163ZM173 197H175V196H173ZM256 197H258V194H257V196H254L255 199H253V200H254L255 202L258 201V200H256ZM90 198H89V199H90ZM101 198H103V197H101ZM107 198H106V199H105V198H103V199H99V200H101V201H99V202H100L99 204H101L102 200H104V199H105V201H103V202H107V201H108ZM124 198L126 199V197H124ZM166 198H168V197H165V199H166ZM215 198H217V197H215ZM240 198H241V197H240ZM261 198H262V197H261ZM94 199H97V200H95V201H97V202H94ZM129 199H130V198H129ZM132 199H133V198H132ZM153 199H156V198H153ZM173 199L175 200V198H173ZM173 199H172V200H173ZM208 199H209V198H208ZM241 199L243 200L244 198L242 197ZM259 199H260V198H259ZM148 200H149V199H148ZM157 200H158V199H157ZM159 200H160V202L157 201V202H158V205H157L158 208H159V206L162 205V202H163V200H162V202H161V199H159ZM182 200H183V199H182ZM188 200H189V199H188ZM213 200H216V199H213ZM253 200H251V201H252V202H251L252 204H253ZM87 201H89V200H87ZM177 201H178V200H177ZM183 201H184V200H183ZM259 201H261V200H259ZM112 202H113V201H112ZM136 202H138V200H136ZM142 202H143V201H142ZM157 202H156L155 204H157ZM164 202H165V201H164ZM168 202H169V200H168ZM168 202H167V203H168ZM173 202H174V201H173ZM92 203H90V204L88 203V206H89V207H87V208L90 209V211H87L88 209L85 211V213H86V212H87V213H90V215H91L90 220L92 219V217L95 216V214L93 215V214H91V212L93 211L92 213H96L95 211H97L98 208H100V207L104 204V203H102L101 206H100V205H97V207H96L97 209L95 210V207H94V205H93ZM109 203H110V202H107V204H109ZM121 203H122V202H121ZM121 203H119V204H121ZM138 203H139V206H140V202H138ZM159 203H161V205H159ZM175 203H176V200H175ZM175 203H174V204H175ZM180 203H182V202H180ZM180 203L178 202V203H176V204L178 205V204H180ZM257 203H259V202H257ZM105 204H106V203H105ZM107 204H106V205H107ZM134 204L136 205V208H138V209L136 210V208H134V209L131 210V207H130V210H131V212H129L130 215L127 213L129 216L126 217V219H124V216H121V217H123V218L117 220L118 222L121 221L120 225H122V221H123V220L127 221V220H128L127 218H130V219H131V217H133V216H135L136 218H137V217H139V218L142 217V215H141L142 210L144 211V212H143L144 215H145V213H146L147 215L149 214V213H147L148 210H144V209L139 210L140 207H141L142 205H145V206H146V202H145V204H144V203H143V204L141 203L142 205H141L140 207L137 205V203H133V205H134ZM147 204H151V203H150V202H149V203L147 202ZM153 204H154V203H153ZM170 204H171V202H170ZM174 204L172 203L171 205H172V206H175ZM252 204H251V206H254V204H256V203H254L253 205H252ZM90 205H91V206H90ZM92 205H93V207H94L93 210H92V208H90V207H92ZM171 205H170V208H169V209L166 207V205H165V207H166L169 211H171V210H173V209H171V208H172ZM189 205H190V204H189ZM199 205H200V204H199ZM201 205H202V204H201ZM225 205H226V204H225ZM256 205H257V204H256ZM256 205H255V206H256ZM258 205H259V204H258ZM95 206H96V205H95ZM99 206H100V207H99ZM110 206H111V205H110ZM151 206H152V208H153L154 205L151 204L149 207H151ZM157 206L155 205L154 207H157ZM178 206H179V205H178ZM181 206H182V205H180V207H181ZM184 206H186V205H184ZM184 206H183V207H184ZM190 206H191V205H190ZM227 206H228V205H227ZM230 206H231V205H230ZM230 206H229L227 209L230 210V212H231V210H234V213H235V209H236V208H235V209H232L233 207H232V206L230 207ZM165 207H162V208H165ZM101 208H102V207H101ZM101 208H100L99 210H101ZM110 208H111V207H110ZM142 208H145V207L142 206ZM146 208H147V207H146ZM162 208H161V209H162ZM166 208L163 209V210H167ZM173 208H174V207H173ZM178 208H179V207H178ZM178 208H177V209H178ZM181 208H182V207H181ZM188 208H189V206H188ZM197 208H198V206H197ZM224 208H226V206H224ZM255 208H256V207H255ZM103 209H104V207H103ZM113 209H114V207H113ZM154 209H155V208H154ZM154 209H152V210H154ZM161 209H159L160 212H161ZM170 209H171V210H170ZM175 209H176V208H174V210H175ZM183 209H184V211H185V207L182 208V210H183ZM190 209H191V208H190ZM195 209H196V206H195ZM195 209H194V212H193L194 215H196V214H195ZM227 209H226V211H227ZM237 209H238L239 211L243 212V211L240 210L239 208H237ZM253 209H254V208H253ZM256 209H257V208H256ZM94 210H95V211H94ZM99 210H98V211H99ZM105 210H106V206H105ZM107 210H108V209H107ZM134 210H136L137 213H138V211H139V212L141 211V213H139L138 215H135V214H137V213H136V212L134 213ZM155 210H156V209H155ZM186 210H187V209H186ZM254 210H255V209H254ZM132 211H133V214H134V215L132 214L133 216H131ZM145 211H147V212H145ZM156 211H157V210H156ZM156 211H155V212H156ZM175 211H176V210H175ZM180 211H181V210H180ZM187 211H188V210H187ZM224 211H225V209H224ZM226 211H225V212H226ZM100 212H102V211H99V212H98V215H97V213H96V216H100V215H101V216L103 217V215H102L103 212H102L101 214H99ZM113 212H114V211H113ZM119 212H120V211H119ZM160 212H159V213H160ZM173 212H174V211H173ZM177 212H178V211H177ZM177 212H176V213H177ZM191 212H192V211H191ZM191 212H190V213H191ZM196 212H197V211H196ZM228 212H229V211H228ZM228 212H227V214H228ZM232 212H233V211H232ZM232 212H231V213H232ZM236 212H237V211H236ZM85 213H84V215H85V217H87L89 214H85ZM108 213H110V212H108ZM143 213H142V214H143ZM157 213H158V211H157ZM165 213H166L165 216H167V214L170 215V214L168 213V211H165ZM170 213L172 214V212H170ZM174 213H175V212H174ZM193 213L190 214L191 217L193 216ZM105 214H106V211H105ZM123 214H124V213H123ZM180 214H181V215H180ZM180 214L177 213V215H175V216H177V217L179 216V217H178V220L182 218V217H181L182 214H183V216L186 215L185 212H183V211L180 212ZM229 214H230V213H229ZM239 214H241V213H238V215H239ZM242 214L244 215L245 213H242ZM90 215L88 216V218L90 217ZM108 215H109V214H108ZM108 215H107V216H108ZM117 215H118V213H117ZM117 215H116V216H117ZM147 215H146V216H147ZM158 215H159V214H158ZM188 215H189V214H188ZM224 215H225V214H224ZM251 215H252V214H251ZM116 216H115V218H116ZM148 216H149V215H148ZM148 216H147V217H148ZM160 216H161V215H160ZM171 216H173V215H171ZM171 216H170V217H171ZM239 216H241V215H239ZM255 216H256V215H255ZM121 217H119V218H121ZM158 217H159V216H158ZM168 217H169V216H168ZM170 217H169V218H170ZM177 217H176V218H177ZM180 217H181V218H180ZM191 217H190V218H191ZM244 217H245V216H244ZM246 217H247V216H246ZM246 217H245V218H246ZM107 218H108V217H107ZM115 218H114V220H115ZM139 218H138V219H139ZM143 218H146V217L143 216ZM148 218H149V217H148ZM160 218H161V217H160ZM166 218H167V217H166ZM174 218H175V217H174ZM176 218L173 219V217H172L171 220H170L169 222H171L172 219H173L174 221H175V220L177 221ZM186 218H187V217H186ZM186 218H185V219H186ZM192 218H193V217H192ZM192 218H191V219H192ZM248 218H249V217H248ZM254 218H255V217H254V215H253L252 219L254 220ZM130 219H129V220H130ZM132 219H134V218H132ZM182 219H183V218H182ZM182 219H181V220H182ZM246 219H247V218H246ZM246 219H245V220H246ZM85 220H86V218H85ZM87 220H88V219H87ZM87 220H86V221H87ZM90 220H88V221H90ZM106 220H107V219H106ZM108 220H110V219H108ZM108 220H107V221H108ZM119 220H120V221H119ZM141 220H142V219H141ZM150 220H151V219H150ZM163 220H164V219H163ZM188 220H190V219H188ZM92 221H93V222H92ZM92 221H90L91 226H92V224L94 223V218L92 219ZM125 221H124L123 224H125V223L127 224V222H125ZM148 221H149V220H148ZM153 221L155 222L154 219H153ZM153 221H150L151 224H152ZM164 221H165V220H164ZM174 221H173V224H174ZM179 221H180V220H179ZM179 221H178V222H179ZM185 221H186V220H185ZM185 221H184V222H185ZM256 221H257V218H256ZM256 221H255V222H256ZM139 222H140V219H139ZM184 222H183V223H184ZM191 222H192V220H191ZM255 222L253 221V224H254ZM108 223H109V222H108ZM110 223H111V222H110ZM110 223H109V224H110ZM144 223H145V221H144ZM179 223H180V222H179ZM181 223H182V222H181ZM244 223H245V222H243V223H239V224H244ZM248 223H249V222H248ZM250 223H252V220L250 221ZM257 223H258V222H257ZM257 223H256V224H257ZM94 224H96V223H94ZM94 224H93V226H94ZM105 224H106V223H105ZM114 224H115V223H114ZM126 224H125V225H126ZM151 224H148V225H151ZM155 224H156V223H155ZM155 224H154V225H155ZM168 224H169V223H168ZM188 224H189V221H188ZM188 224H187V225H188ZM190 224H191V223H190ZM239 224H237V225H239ZM253 224H252V225H249V224L246 223L247 226L243 227L244 229H243L242 227H241V228H242V229H241V228H240V225H239V229H240V230H239V229L237 230L238 227H235V226L232 225V224H231L230 226H232V228H233V229H232V232H233V233L238 231V233H237L238 235H237V236H239V235H241V234H243V233H246V232H244L243 230H245L246 227H248V225H249V226H253L254 229H255L257 225L254 226L255 224H254V225H253ZM115 225H116V224H115ZM115 225H114V226H115ZM117 225H118V223H117ZM120 225H118V226H120ZM127 225H128V224H127ZM154 225H153V226H154ZM158 225H159V224L157 223V227H158ZM175 225H177V224H175ZM175 225H174V226H175ZM178 225H179V224H178ZM178 225H177V226H178ZM187 225H186V228H185V229H187ZM122 226H124V225H122ZM130 226H131V225H130ZM134 226H135V225H134ZM134 226L132 225L131 227L134 228ZM153 226H152V227H153ZM177 226H176V227H177ZM233 226H234V227H233ZM105 227H106V225H105ZM128 227H129V226H128ZM128 227H127V228H128ZM152 227H151V228H152ZM160 227H161V224H160ZM162 227H163V226H162ZM166 227H167V226H166ZM166 227H164V229H165ZM191 227H192V226H191ZM191 227H190V229H191ZM253 227H252V229H253ZM93 228H94V227H93ZM116 228H117V227H116ZM116 228H115V230H116ZM133 228H132V229H133ZM174 228H175V227H174ZM250 228H251V227H250ZM250 228L248 227V229H246V231H247V230L250 231ZM130 229H131V228H130ZM152 229H154V227H153ZM159 229H160V228H159ZM164 229L162 228V231H161V229H160V232H158L157 235L160 233L159 235L163 237V236H164V235H163ZM190 229H189V230H190ZM234 229H235V231H233ZM168 230H169L168 228H167V230L165 229L166 232H167ZM236 230H237V231H236ZM131 231H132V230H131ZM137 231L139 232V230H137ZM137 231H132V232L137 233ZM140 231H141V230H140ZM155 231L157 232L156 228H155ZM176 231H177V230H176ZM187 231H188V230H187ZM187 231H186V232H187ZM192 231H195V230L192 229ZM192 231H188V232L191 234ZM239 231H242V232H239ZM106 232H107V231H106ZM116 232H118V231L116 230ZM128 232H129V231H128ZM142 232H143V231H141V233H142ZM152 232H153V231H152ZM156 232H155V233H156ZM172 232H173V231H172ZM172 232H171V233H172ZM188 232H187V234H188ZM196 232H197V230L195 231V233H196ZM252 232H254V231L252 230ZM255 232H256V231H255ZM255 232H254V233H255ZM129 233H130V232H129ZM139 233H140V232H139ZM139 233H138V234H139ZM164 233H165V232H164ZM169 233H170V230H169L168 234L165 233L166 236H168ZM171 233H170V234H171ZM192 233H193V232H192ZM130 234H131V233H130ZM161 234H162V235H161ZM190 234H189V236L194 235V234H192V235H190ZM131 235H132V234H131ZM157 235H155L154 237H156ZM172 235H173V234H172ZM195 235H196V234H195ZM245 235H247V234H243V236H245ZM87 236H88V234H87ZM90 236H92V235H90ZM94 236H95V235H94ZM132 236H135V235H132ZM132 236H131V237H132ZM166 236H165V237H166ZM237 236H236V237H237ZM243 236H242V237H243ZM137 237H138V236L136 235V239H135L134 237H133V238H134L135 240H137V239H138ZM141 237H142V236H141ZM158 237H159V236H158ZM168 237H169V236H168ZM139 238H140V237H139ZM146 238H148V235H147ZM150 238L152 239L151 236H150ZM156 238H157V237H156ZM156 238H155V240H154V241H155V244H157L156 241L159 242V240H158L159 238H158L157 240H156ZM193 238H194V237H193ZM239 238L241 239L240 236H239ZM243 238H244V240H245L246 237H243ZM243 238H242L241 240H243ZM90 239H91V238H90ZM90 239H89V241H90ZM93 239H94V238H93ZM93 239H92V240H93ZM95 239H96V237H95ZM143 239H144V237L141 238L140 241L143 240ZM153 239H154V238H153ZM164 239H165V238H164ZM38 240H39V239H38ZM69 240H70V239H69ZM69 240H68V241H69ZM84 240H85V242H89V241H87V239H84ZM162 240H163V239H162ZM170 240H171V239H170ZM192 240H193V239H192ZM192 240H190L189 242H190V243H193ZM207 240H209V239H207ZM210 240H212V239H210ZM210 240H209V243H210ZM250 240H251V239H250ZM39 241H40V240H39ZM93 241H94V240H93ZM93 241H91V242L93 243ZM99 241H101V240H99ZM132 241H133V240H132ZM138 241H139V239H138ZM148 241H149V240H148ZM150 241H151V240H150ZM154 241H153V242H154ZM193 241H194V242H195V241L198 242L199 240H198V238H196V240L194 239ZM235 241H236V240H235ZM235 241L231 244V242H232V240H231V241H230V245H229V242H228V245L231 246V245H233V244H236ZM239 241H240V240H239ZM239 241H238V244L240 243ZM252 241H253V240H252ZM34 242H35V241H34ZM37 242H38V241H37ZM37 242H36V243H37ZM91 242H89V243H91ZM94 242H95V241H94ZM96 242H98V239H97ZM126 242H128V241H126ZM146 242H147V241H145V243H146ZM200 242H201V241H200ZM200 242H199V243H200ZM207 242H208V241H207ZM211 242H212V241H211ZM236 242H237V241H236ZM241 242H242V241H241ZM38 243H39V242H38ZM92 243H91V244H92ZM121 243H122V242H121ZM130 243H131V242H130ZM135 243H136V241H135ZM135 243H134V244H135ZM137 243H138V242H137ZM145 243H144V245H145ZM165 243H166V241H165ZM165 243H164V244H165ZM185 243H186V242H185ZM195 243H196V242H195ZM199 243H198V244H199ZM225 243H226V242H225ZM244 243H246L245 245L248 246L247 243H249V242H244ZM83 244H84V243H83ZM85 244H86V243H85ZM87 244H88V243H87ZM91 244H90V245H91ZM122 244H123V243H122ZM146 244H147V243H146ZM151 244H152V242L150 243V245H151ZM158 244H159V243H158ZM160 244H162V243L160 242ZM160 244H159V245H160ZM187 244H189V243L187 242ZM193 244H194V243H193ZM215 244H216V242H215ZM215 244H214V242H213V245L210 247L211 249H209L210 252H212L211 250H213V248L218 249V247H220V245H218V246L216 245L217 248L214 247ZM26 245H27V244H26ZM81 245H82V244H81ZM100 245H101V244H100ZM119 245H120V244H119ZM123 245H125V244H123ZM128 245H132V244H128ZM135 245H137V244H135ZM138 245H139V244H138ZM166 245H167V243H166ZM190 245H192V244H189V246H190ZM195 245H197V243L194 244V246H195ZM209 245H210V244H209ZM241 245H242V243H241ZM245 245H244V247H245ZM249 245H250V244H249ZM82 246H83V245H82ZM93 246H94V244H93ZM93 246H92V247H93ZM145 246H146V245H145ZM151 246H152V245H151ZM160 246H161V248H163L162 245H160ZM164 246H165V245H164ZM234 246H235V245H234ZM234 246H233V249H234ZM239 246H240V245L235 246V247H239ZM242 246H243V245H242ZM242 246H240V247H241V249L243 250L244 248H242ZM247 246H246V247H247ZM75 247H76V245H75ZM86 247H87V246H86ZM92 247H89V248H90L89 251L91 250ZM139 247H140V246H139ZM139 247H138V249H139ZM143 247H144V246H143ZM191 247H193V246H191ZM212 247H213V248H212ZM246 247H245V250H243V251H246ZM248 247H249V246H248ZM84 248H85V247H84ZM140 248H141V247H140ZM146 248H147V246H146ZM164 248H165V247H164ZM76 249H77V248H76ZM76 249H74L75 252H77ZM86 249H87V248H86ZM86 249H85V250H86ZM144 249H145V248H144ZM219 249H220V248H219ZM219 249H218V252H217V250H216V252L213 250V251H214V254H213V252H212V255H213V256L211 255L212 258H208V260L210 259L212 262L215 261V264H216V260H215V259H217L218 257L221 258V259H223L222 257H224L225 254H227V253L229 252V251H228L227 253H225L226 251L223 252V250L220 249V250H222V254H221V255H223V254L225 253L224 256H221V255H220V256H221V257H220V256H218L219 253H221V251H220ZM231 249H232V248H231ZM231 249H229V250H230L231 252H233V251H232L233 249H232V250H231ZM236 249H238V248H236ZM236 249H234V250H236ZM163 250H164V249H163ZM227 250H228V249H227ZM78 251H79V250H78ZM86 251H88V250H86ZM89 251H88V252H89ZM144 251H145V250H144ZM90 252H91V251H90ZM142 252H143V250H142ZM160 252H161V251H160ZM202 252H203V254H206V255H203ZM202 252H201V254L198 255V257L195 256V258L198 259V262L196 261L198 264H199V258H200V255L203 256V258H200V262H201V263H203L201 260L204 259V256H205V257L207 256V253H204V252H207L206 250H205V251H202ZM234 252H235V251H234ZM73 253H74V252H73ZM79 253H81V251H80ZM145 253H147V252L145 251ZM150 253H151V252H150ZM150 253H149V254H150ZM153 253H154V252H153ZM157 253H158V252L155 253V254H156L155 256H157ZM208 253H209V252H208ZM217 253H218V255H217ZM147 254H148V253H147ZM158 254H159V253H158ZM215 254H216V257H217V256H218V257L214 259L213 257H215V256H214ZM75 255H79V254L77 253V254H75ZM133 255H136V254H133ZM137 255H138V253H137ZM137 255H136V257L140 256V255H138V256H137ZM151 255H152V253H151ZM208 255H209V254H208ZM71 256H72V255H71ZM71 256H70V257H71ZM79 256H80V255H79ZM88 256H89V255H88ZM202 256H201V257H202ZM230 256H231V255H230ZM230 256H229V257H230ZM234 256H235V255H234ZM85 257H86V256H85ZM90 257H91V256H90ZM90 257H89V258L87 257L88 259L85 258V259H87L85 262H87L88 260L90 261V259H91ZM92 257H93V256H92ZM157 257H158V256H157ZM159 257H160V256H159ZM76 258L78 259L79 257H76ZM195 258H194V259H195ZM206 258H207V257H206ZM206 258L203 260L204 263H205V261H206V263H208ZM73 259H75L74 256H72L71 261H73ZM80 259H81V256H80ZM80 259H78V260H80ZM153 259L155 260L156 258L153 257ZM192 259H193V258H192ZM212 259H214V260H212ZM224 259H225V257H224ZM67 260H68V259H67ZM78 260H74V261H77V262H78ZM82 260H83V259H82ZM82 260H81V263H82ZM144 260H145V259H144ZM195 260H196V259H195ZM218 260H219V259H218ZM68 261H69V260H68ZM68 261H65V262H68ZM129 261H130V260H129ZM192 261H193V260H192ZM221 261H222V260H220V262L217 261V263L219 262L220 264H222ZM223 261H224V260H223ZM77 262H76V263H77ZM212 262H211V263H212ZM68 263H69V262H68ZM74 263H75V262H74ZM79 263H80V262H79ZM131 263L133 264V262H131ZM131 263H129V264H131ZM146 263H147V262H146ZM146 263H145V261H144L142 264H146ZM194 263H195V262H194ZM194 263H193V264H194ZM197 263H196V264H197ZM201 263H200V264H201ZM206 263H205V264H206ZM213 263H214V262H213ZM64 264H65V263H64ZM70 264H72V263H70ZM83 264H84V263H83ZM151 264H152V263H151ZM158 264H160V263H158ZM161 264H164V263L162 262ZM171 264H174V263H171ZM190 264H192V263L190 262Z\"/></svg>", "mask_w": 264, "mask_h": 264}, {"label": "clouds", "instance_id": "9594fccd", "mask_svg": "<svg viewBox=\"0 0 264 264\" xmlns=\"http://www.w3.org/2000/svg\"><path fill=\"white\" fill-rule=\"evenodd\" d=\"M257 17L261 16V13H256ZM257 43V37L255 34L251 37L250 47H253ZM254 57H264V47H256L252 52ZM256 100V99H255ZM255 100H248L243 102L241 105L236 107L237 115L233 116L234 109H230L226 115L229 117V122L225 123L221 131L214 137L211 142V147L215 148L216 151L214 155L217 157L215 162V168H221L223 165L231 162L240 163V150L241 143L237 139V132L243 126L246 118L250 114L251 110L255 108L257 112H264V105H257ZM214 109L210 108L209 112H213ZM190 121H186L185 128L188 127ZM203 127L207 130L210 127V122L205 120L203 122ZM254 142H250V146L248 148V161H252L253 157V148L251 144ZM223 149V151H220Z\"/></svg>", "mask_w": 264, "mask_h": 264}]
</instances>
